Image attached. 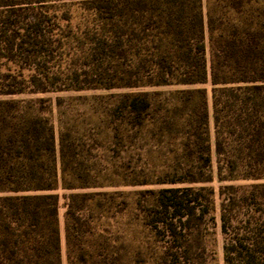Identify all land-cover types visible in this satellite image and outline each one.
<instances>
[{"label":"trees","instance_id":"16d2710c","mask_svg":"<svg viewBox=\"0 0 264 264\" xmlns=\"http://www.w3.org/2000/svg\"><path fill=\"white\" fill-rule=\"evenodd\" d=\"M74 1L88 5L106 22L116 20L129 40L139 39L138 53L144 55L147 73L187 86L181 91L184 98L195 92L205 103L206 91L198 85L209 82L216 152L224 161L220 171L228 170L229 175L238 169L242 178H262L258 172L264 171V0H70ZM48 2L53 0H0V264H62L60 179L69 192L64 213L68 258L70 264L84 263L85 254L75 251L79 229L88 222L95 201L99 205L115 195L81 191L89 185L77 184L78 175L65 167L61 151L58 157L54 124L40 108L41 100L14 97L41 90L33 67L4 66L6 59L17 65L14 53L29 42L33 23L39 27L47 10L55 14L56 4ZM127 97L132 104L142 99ZM189 172L190 183L209 180ZM225 189L220 202L223 231L254 229L252 247L243 256L250 264L264 261V256H257L264 245V184H230ZM210 192L191 185L155 191L160 227L171 234L190 228L194 216L199 220L211 211L210 201L203 206L199 200H208ZM256 200H261L259 208L252 207ZM232 246L238 248L237 243ZM230 258L226 245V262Z\"/></svg>","mask_w":264,"mask_h":264},{"label":"rangeland","instance_id":"374dc122","mask_svg":"<svg viewBox=\"0 0 264 264\" xmlns=\"http://www.w3.org/2000/svg\"><path fill=\"white\" fill-rule=\"evenodd\" d=\"M46 4H56L55 14L44 8L45 18L39 27L33 23L29 42L14 53L17 65L6 59L4 67H33L38 74L40 91L14 97L41 100L40 108L54 124L58 157L61 151L65 167L78 175L77 184L89 185L80 190L115 194L99 205L93 201L88 222L79 229L75 251L85 254L82 264H250L243 255L252 247L254 229L224 232L220 202L227 185L264 184V171L258 172L262 178H242L238 169L230 176L220 171L224 161L216 152L211 84L198 85L206 91L205 103L195 92L186 99L181 91L187 86L147 73L144 55L138 53L140 40H129L116 20L100 19L84 3ZM206 45L209 67L207 32ZM128 95L145 99L146 106L142 99L132 104ZM189 169L209 180L188 182ZM190 185L213 190L208 200L199 198L203 206L210 201L211 211L171 234L158 223L154 192ZM57 191L62 264H70L64 229L69 192L61 179ZM260 201L252 207L259 208ZM257 253L264 256V245Z\"/></svg>","mask_w":264,"mask_h":264}]
</instances>
